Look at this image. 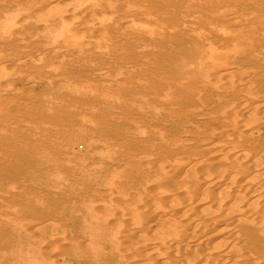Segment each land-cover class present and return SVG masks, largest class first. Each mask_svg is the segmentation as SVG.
Masks as SVG:
<instances>
[{
    "label": "rangeland",
    "instance_id": "obj_1",
    "mask_svg": "<svg viewBox=\"0 0 264 264\" xmlns=\"http://www.w3.org/2000/svg\"><path fill=\"white\" fill-rule=\"evenodd\" d=\"M59 1H50V6L53 3L52 8L44 12L39 20L45 21L50 18L56 22L62 20L58 18L60 14V17L63 15V19L65 15L67 17L68 14L63 11V3L60 4ZM68 2L67 8H71L69 13L73 17L70 20L74 23L76 21L75 25H81L83 22L90 27L93 25L100 34L93 31V35L90 32V36L95 37L82 39L79 36L82 32L79 35L75 33L72 35L73 31H70L69 26L66 27L70 31L68 34V29L66 33L63 30L53 34L42 31L38 33L33 27L30 28L29 24L25 26L19 22L17 26L14 25L16 29L11 26V31L15 33H12L13 35L24 37L27 32H30L27 36L36 32L38 34L32 38L33 43L52 49L58 46L54 51L59 55L53 57L51 61L47 59L49 62L45 58L46 55L42 56L43 60L42 57L37 60L32 57L33 52L27 48L22 52L24 55L10 56L12 60L20 61L17 66L0 62V264H40L42 261V264H45V260L46 264H75L70 254L64 251L69 244L64 241L61 243L58 234L60 232L62 234L64 228L68 229L71 226L70 228L75 231L70 229L64 234L69 236V233H72L76 236L79 223L70 221L64 224L66 212L63 209L70 207L74 208L72 211L84 214L83 207L87 204H89L87 207H90L88 209L94 213L92 216H96L93 225L99 228V231L103 230L101 234L108 232L106 234L118 236L120 239L119 242L117 239V243H94L93 246L103 250L104 264H121L117 263L116 254L121 250L125 251L135 240V243H138L137 240H149L150 235L145 236L147 234L145 232L141 236V233L126 228L131 224L129 223L131 218L118 200L124 196L128 204L136 202L147 205L155 202L149 197H139L134 190L135 187L126 186L131 183L128 181L135 179L134 174L127 173L129 169H135L143 176L148 175L139 167V162L131 161L129 157L137 152L148 153L150 156L163 154L167 161L157 163L155 166L166 172L170 163L179 160L185 153H192L206 135L223 132L226 120L233 119L232 114L229 116L226 113V117L223 110L225 105L228 108L230 102L247 100L257 103L251 119L245 115L241 120L238 119L251 132L253 139L250 138L249 141L252 142L239 138L235 141L245 143L249 151L251 149L253 152L256 151L251 155L253 158L251 156V159L247 158L249 155L245 157L247 162L245 167L256 171L249 174L250 178L257 180L258 174L264 176V0ZM89 2L91 5L88 8L85 4ZM14 3L19 5L17 12L21 15L24 13V17L26 15L25 18L31 20L28 22L36 19L27 10L29 7L38 6L39 0H0V23L5 15H13L14 11L16 12L12 6ZM111 5L117 7L110 8ZM140 5L144 6L140 8ZM86 8L90 11L88 14ZM147 8L149 12H146ZM217 15L223 17L231 15L237 25L232 26L231 30L234 32L226 31ZM98 23L100 29L97 28ZM219 30L225 32L224 39L217 37ZM3 32L5 33L6 29L0 25V34ZM241 35L244 38L242 37V42L240 40L239 43L237 41ZM8 41L6 46L10 45L11 40ZM79 50L82 52L87 50L85 57ZM95 50L97 54L94 55ZM212 50L219 52L218 54L214 51L220 59L212 58ZM90 51L93 55L88 53ZM58 57L61 61L57 60ZM212 61L222 73L217 76V80L208 78L215 85L211 89L207 88L205 83H199L202 79L197 72L202 67L207 71L215 64H212ZM40 62L43 63L42 66L44 63L52 66V74L35 72L36 66H41ZM224 70L226 73H223ZM52 75L61 78L60 83L53 80ZM234 83L236 86L232 87L231 84ZM226 84L230 87L228 91L230 93L227 92L226 95L222 90L224 95L220 89ZM192 87H195L196 94ZM50 102H58L60 108H51L48 105ZM22 103L25 104L23 108L20 107ZM47 105L51 110L46 108ZM211 118L215 121H211ZM87 120L91 121L92 126ZM176 121L179 124L175 125ZM163 123L173 126L163 128ZM157 133L159 140L164 142L176 139L178 144L162 151L163 148L158 147L157 139L156 142H152L153 138L150 137ZM216 137L214 144L220 143L219 136ZM118 138H124L126 143H118L116 141ZM120 155L124 158L122 165L114 158ZM206 157V162L213 160L210 156ZM221 162L222 166L227 163L234 164L233 156L228 154ZM98 165L109 167L113 171L112 181L107 185L96 183L91 187L84 186L83 182V186L80 187L79 183L84 180L80 169L92 167L99 172ZM257 172L259 173L256 174ZM185 174L188 176V173ZM98 175L100 176V178L97 176L98 181L108 176L105 173ZM77 176L81 181L76 179ZM161 182L158 185H144L146 192H156L159 185L167 186ZM101 200L102 203L106 200L113 205L112 207L115 206L114 211L110 210L109 204L104 205L107 210L101 209ZM81 204L83 207L79 206ZM95 206L101 208L98 210ZM97 218L99 220L96 221ZM152 225L158 228V231L168 227L173 233L171 229L173 227L165 221L157 220ZM29 226L36 228L21 238L20 231ZM122 226L126 229H122ZM115 230L118 232L115 233ZM79 238L80 236L74 241L83 240ZM19 242V253L15 256L12 252ZM84 243L88 244L86 241ZM129 258L131 262L129 264H161L153 252L144 260L131 256ZM35 259L37 261H33ZM79 261L78 264H86L83 259L79 258Z\"/></svg>",
    "mask_w": 264,
    "mask_h": 264
},
{
    "label": "bare ground",
    "instance_id": "obj_2",
    "mask_svg": "<svg viewBox=\"0 0 264 264\" xmlns=\"http://www.w3.org/2000/svg\"><path fill=\"white\" fill-rule=\"evenodd\" d=\"M50 1H52V0H43V1L39 0L40 4L39 5L37 4L38 6L29 7V10H27V12L29 11L31 15L33 14V16L36 17V19L33 20V22H31V23L28 22L31 20H29L28 18H25L26 15L24 17V13H22L23 15H21L20 12H17L19 10L18 9L19 5L17 3H14L12 5L13 8L16 10V12L14 11L13 15H5L3 17V20L0 23V25H2V27L4 29H6L5 33L3 32L2 34H0L1 35L0 36V42H1L0 52L2 51V53H0V62H3L4 64L6 62L7 64L12 65L13 67L17 66L18 64H20L19 63L20 61L18 62L14 59H13L14 60L13 61L10 56L16 57V55L23 54L22 52L25 51V49H27V48H28V50L33 52L32 57H34V59H37V58L42 57L43 55L44 56L46 55L45 56L46 60L47 59L49 61H51V59L53 60L54 59L53 57H55L56 55L57 56L59 55V53L57 54V52L54 51L55 47H58V46H55L54 49H52L51 47L45 48L44 45H40L39 43L34 44L32 41V38L37 36L39 31H42L44 33L47 32L48 34H53L55 32H60L63 30V32L66 33L67 32L66 30L68 29V28L66 29V27L69 26V28L71 27L70 31H73V32H71L72 35H74V33L79 35V33L82 32V35H79L80 38H82V39L88 38L90 36V32L92 35H93V33H92L93 31L97 32L96 27L94 28L93 25H91L92 27H90V26H87L84 22L81 25H75L76 21L74 23L73 21L70 20L73 18L72 16H70V13H69L71 8H67V5H69L68 1H70V0H61V2L63 3L62 4L63 5V11H65L68 14V16L66 17V15L63 13L65 15L64 19L62 18L63 15H62V17H60V15H61L60 14L58 18L62 19V20H57L56 22H54L50 18L46 19L45 21L39 20V18L43 16L44 12L49 11L52 8L53 3L50 6ZM57 1H59V0H57ZM118 1H120V0H118ZM61 2H60V4H61ZM93 3H92V5H93ZM136 3L137 2H135V5H136ZM60 4H58V5H60ZM83 4H85V3H83ZM113 4H114V2H113ZM85 5H86V7L89 8L91 5V2L86 3ZM100 6L104 7V5H100ZM112 6H114V5H111L110 8H116L118 6V4H117V6L115 5L116 7H112ZM138 6H139V4H138ZM141 6H144V5H140V8H142ZM60 7H61V5H60ZM75 8H77V7H75ZM81 8H83V7H81ZM88 8H86V9H88ZM55 9H57V8H55ZM114 10H116V9H114ZM141 11H143V10L141 9ZM77 12H76V14H77ZM86 12L88 14L90 12L89 9H88V11L86 10ZM146 12H149L148 8H147ZM79 13H80V11H79ZM30 14H28V15L31 16ZM28 15H27V17H28ZM217 16L223 22V26L226 27V31L229 32V30L232 29V26L235 25L234 18L232 19L231 15H230V17H223L220 15H217ZM23 18H25V19H23ZM75 19H76V17H75ZM19 22H20V24L22 22L23 23L22 25H25V26L30 25V28L33 27L34 29H36L34 31H38V33L35 32V34H32V35L30 34L29 36H27V34L30 33V32H27L26 36H24L25 34L23 35L24 37L13 35L12 33H14V32L11 31V29H12V27L15 28ZM10 23H11V25H10ZM86 23H87V21H86ZM83 24H85V25H83ZM14 25H16V26H14ZM96 25H97V23H96ZM98 25H99V23H98ZM103 25L105 26V24H103ZM235 26H237V25H235ZM98 27H100V25L97 26V28ZM234 28H236V27H234ZM98 29H100V28H98ZM68 31H69V29H68ZM70 31L67 32V34L70 33ZM232 32H234V31H232ZM98 34H100V33H98ZM98 34H97V36H98ZM101 35H102V33H101ZM90 37L92 38L95 36H90ZM103 37H104V35H103ZM217 37L219 39H224L225 32L219 30V32L217 33ZM242 37H243V35H241V38L239 37L240 39L237 42L240 43V40L242 42ZM105 38H107V37L105 36ZM250 38H251V36H250ZM235 39H237V38H235ZM8 40H11V42H10L9 46H6V43L9 42ZM20 42L22 44H19ZM54 44H56V43L54 42ZM209 47H210V45H209ZM60 51H61V49H60ZM62 51H64V50L62 49ZM86 51L82 52L79 50V52L81 53V55L83 54V56L85 53L87 54ZM214 51L217 52L216 50H214ZM214 51L213 50L211 51V53L214 56V57L212 56V58H215V60H218L217 58H219V56L216 53H214ZM93 52H94V50H93ZM93 52L90 51L88 53L91 55L97 54V51L95 53H93ZM104 53H105V51H104ZM107 53L109 54V52H106V54ZM217 53L219 54V52H217ZM106 54H104V55H106ZM64 55H65V53H64ZM68 57L69 56L67 55V58ZM220 57H221V55H220ZM31 59H33V58H31ZM58 59H59V57L57 58V60ZM42 60H43V57H42ZM215 60L213 59V61H215ZM213 61H212V64L215 63V62L213 63ZM57 62H59V61H57ZM40 63H38V64L40 65ZM42 64L43 63H41L40 67L35 65L37 67V69H35V72L36 71H42V73H44V74L45 73L52 74L51 73L53 70L52 66L50 67L49 64L46 65L45 63H44L45 66L44 65L42 66ZM50 64H51V62H50ZM215 65H216V63L214 65H211V66L209 65L210 67L207 71H204L203 67L199 68V70L197 72L198 76L202 79L201 81L199 80V83H202V84L205 83L207 88L212 89V87L215 86V85H213L212 82L209 81V79L210 80L216 79L217 76L220 73H222V70L218 69L217 66H215ZM36 67H34V68H36ZM236 69H238V68H236ZM226 70H224L225 72L223 71V73H226ZM34 75H35V73H34ZM49 76H51V75H49ZM222 76H224V74ZM52 78L56 82H59L62 80L61 78L58 79L57 77H53V75H52ZM229 78H231V77H229ZM228 82H229V80H228ZM227 84H229V83H227ZM227 84L225 85V87H222L223 89L222 88L220 89L221 91L222 90L225 91V94L230 90V87L227 86ZM241 84H240V86H241ZM86 85H87V83H86ZM92 86H90V87H92ZM231 86L234 87L236 85L234 83V84H231ZM192 90H193L194 94L197 93L195 87H192ZM233 90H235V89H233ZM228 93H230V92H228ZM223 94H224V92H223ZM249 97L251 98V96H249ZM246 98H247V96H246ZM249 102L251 103V101H249ZM249 102L246 100V101H234L232 103L230 102V104L227 103L228 108L225 105V108L223 109L225 112L224 111L223 112L225 114L226 113L229 114V116H230V114H232L233 116L232 115L231 116L233 119L232 120H226V123H225L226 127L223 128L224 129L223 132L224 131L225 132L224 133L222 132L220 134H217L215 132L213 134L210 133V135H206L197 144L195 150H193L192 153H185L179 160H175L174 162L170 163L168 165V168H167L168 170H166V172H162L160 168L155 166L157 163H165L167 161L166 157H164L163 154L159 153V154H153L150 156L148 153H138L137 152V153L132 154L129 157L131 161L139 162V167L143 171H146L148 175L143 176V175H140L138 173V171H136L135 169H129L127 171V173L134 174L135 179L132 181H128L131 183H130V185L127 184L126 186L135 187L134 190L139 197H143V198L149 197L152 200H154L155 202L153 204H147V205H144V203L140 204V203H136V202H135V204H133V203L128 204L126 202L125 197L123 196L121 198V196H120L121 199L118 200V202L119 203L121 202L120 204L123 205L122 208L125 209V212L128 211L127 214H129V218H131V221L128 220L129 218L126 219V220H128V222L130 221L129 223H131L129 226H126V228H128V230H131L132 232H137L138 234L141 233V236L144 235L142 233L146 232L147 234H145V236L150 235V238H149V240L145 239L146 241H141V240L138 241L137 240L138 243H135V241H136L135 240L133 245L126 247L127 249H125V251L121 250V252L116 254L117 255V257H116L117 263H121V264L131 263L130 258H129L130 256L132 258L144 260V258L149 253L153 252V254H155L157 256V258L161 264H264V176L262 174H258L259 172H257L256 173V174H258L257 180L256 179L253 180L254 178L253 179L250 178L249 174L254 172V170L250 167H245V165L247 164L245 157H247L246 155H249L247 158H250V156L254 155V153L256 151L255 152L251 151L253 149H251L249 151L248 147L245 143H238V141H235V139H237V138L244 139V140L248 139V141L250 138L253 139V136L251 135V132L249 131L247 126L243 125V123L241 124L242 121H240V122L238 121V119H240V120L242 119L241 117L243 115L248 116L250 119H251V117H253L252 116V114H253L252 112H254L253 108L256 106L257 103L252 102L251 104H249ZM57 103L58 102H50V103H48V105L51 108L52 107H55V109L57 107L60 108V104L59 103L57 104ZM48 105L46 108L50 109V107H48ZM14 106H16V104ZM18 107H19V105H18ZM20 107L21 108L25 107V104L22 103L20 105ZM139 109H140V107H139ZM139 112H140V110H139ZM136 113H138V112H136ZM227 114L225 115L226 117H227ZM248 117H247V119H249ZM139 118H141L140 115H139ZM83 119L86 120V118H83ZM221 119H224V118H221ZM81 121L83 122L84 120L81 119ZM211 121H215V120L212 119ZM250 121H253V120H250ZM90 122L87 120V123L92 126V124ZM126 123H127V121H126ZM176 124H179V122L176 121L175 125ZM255 124H257V123H255ZM260 124H261V122H260ZM250 125H252V124H249V126ZM112 126H114V125H112ZM162 126H163V128H167L168 126L171 127L173 125L170 126L166 123L165 124L163 123ZM172 129L174 130L175 127H173ZM225 129H227L228 131H226ZM78 132H79V130H78ZM78 132H77V134H78ZM207 133L209 134V132H207ZM157 135H158V133L154 134V135L152 134V136H150V137L153 138L152 142H156V139H157L158 147H159V149L163 148L162 151H164L166 148L175 147L178 144V141L176 139H171V140H167V141L163 142V141L159 140V137H157ZM216 135L219 136L220 143L218 142L217 144H214ZM79 136H80V134H79ZM145 137L147 138L148 136H145ZM81 138H82V136H81ZM216 140L218 141L217 137H216ZM116 141L118 143H121V144L126 143L124 138H122V139L118 138ZM248 141H246V142H248ZM4 142H5V140H4ZM99 142H101V141H99ZM249 142H252V141H249ZM156 146H157V144H156ZM152 153H154V152H152ZM72 154H74V153H72ZM228 154H231L233 156L234 164L227 163L226 165L222 166L221 164H223V163L222 162L220 163V161H221V159L223 160L224 157L227 156ZM206 156H210L213 159L211 161L212 163L206 162V158H207ZM104 158H106V157H104ZM114 158L116 159V162L119 163V165L123 164L124 158L122 157V155L116 156ZM251 158H253V157L251 156ZM98 162L100 163V161H98ZM95 166H97V165H95ZM99 167L100 166L98 165L97 168L100 169L99 172L97 171V169L95 167L94 168H95L96 172L92 167L91 168L88 167L89 169H87V168L85 169L84 167H82L80 169L79 172H80L81 176L84 178V180L81 183H79V184H81L80 187L83 186L82 185L83 182H84L83 183L84 186L91 187V185L92 186H93V184L96 185V183L99 185H103V184L107 185L108 183H110L112 181V178L114 177L113 171H111V169L109 167H104L103 165H101L100 168ZM263 168H264V166H263ZM48 172H50V171H48ZM99 173L100 174L105 173L108 176L103 177L104 180L101 178L102 180L99 179L100 181H98L97 176H99L98 175ZM185 173H188V176ZM185 175H186V177H185ZM116 176L117 175H115V177ZM98 178H100V176ZM76 179H79V181H81L80 177H78V176L76 177ZM161 181H163V182H161ZM160 182L163 183L164 185H167V186L164 187V186L159 185L158 190L156 192L155 191H150L149 193L146 192L144 185H147V186L158 185ZM85 188H87V187H85ZM71 195H72V193H71ZM80 201H82V200H80ZM89 201H90V199H89ZM105 201L103 200V203H102V200H101L100 204L102 205L101 206L102 208L99 207L100 205L98 207L97 206H95V207H97V209L98 208L99 209L104 208V210H107V208H105V206L107 204H109V201H106V203H104ZM64 202H65V200H64ZM89 203H91V202H89ZM82 204L79 206L83 207ZM93 204H95V203H93ZM98 204H96V205H98ZM83 205H85V204H83ZM88 205L89 204H87V206ZM87 206L83 207V208H85V209H83V210H85L84 214H82V213L80 214V213L76 212V210L72 211L74 208L72 209L70 207L69 208L66 207L63 209L64 212H66V214H65L66 220H65L64 224H66L67 222H70V221H75V222L79 223L80 227L78 226L79 231H78V233L75 234L76 236H74L72 233H71L72 235L69 233V236H68V234H64V233L68 232L70 229H72V228H70L71 226L68 229L64 228L65 231L62 230L63 231L62 234H61V232L59 234L57 233L58 239H61V243H62V241H64V243L69 244L68 246H66L68 248H66V249L64 248V251L68 252L70 254V256L73 258V261L75 264H78V262L80 263L81 260L79 261V258L83 259L86 264H104L103 263V261H104L103 250L99 247H94L93 244L94 243L95 244H99V243H105L106 244L109 242L113 244V242L117 243V239H119V238H117L118 236L116 237L113 235L106 234L108 232H106V233L104 232L103 234H101L103 230L99 231V228L97 229V227H95V225H93V223L95 222L94 219L96 218V216H92V214H94V213H92L91 212L92 210L88 209L90 207H87ZM110 206H111V207H109V208H111L110 210L113 209V211H114L115 206L112 207L113 206L112 204ZM91 207H93V206H91ZM95 211H96V209H95ZM73 212L74 213L76 212L78 214H76V213L74 214ZM102 212L100 214H102ZM98 213H99V211H98ZM104 213H106V211ZM60 217H62V216H60ZM63 217H64V214H63ZM97 220H99V218H97L96 221ZM157 220H161L163 222L165 221L168 225H171L173 227L171 229L173 230L174 234L170 231V228H168V227H165L162 231L161 230L158 231L157 230L158 228H155V226L153 227V225H152L153 222L154 221L156 222ZM123 223H125V222H123ZM96 225H97V223H96ZM76 227H74V228L76 229ZM120 227H121V223H120ZM35 228H36L35 226H29L28 228H26L27 230L25 229L24 231H20L21 235L20 234H18V235H20V237L23 238V236L29 235L30 232L32 233V231H34ZM123 228L124 227L122 226V229ZM126 228H124V229H126ZM73 230L74 229H72V231ZM116 230H115V233L119 231V229H118V231H116ZM126 232H128V231H126ZM78 236H80V238H83V240L77 241L78 242V244H77V242H75L74 240H76V238ZM48 238H50V237H48ZM85 241L88 244H85L84 243ZM119 241H120V239L118 240V242ZM19 244H20V242L16 245L17 247L12 252V253H14L15 256H16V254L19 253V250H18V248L20 247ZM72 244H74V245H72ZM109 251L110 250H108V252ZM23 252H22V254H23ZM25 254H27V251ZM48 258H49V256H48ZM26 259H27V257H26ZM39 260H41V259H39ZM51 260H49V261H51ZM143 260H141V261H143ZM33 261H37V260L35 259ZM46 261L47 260H45V264H46ZM20 263H22V262H20ZM32 263H34V262H32ZM42 263H43V261H42ZM42 263H40V264H42ZM11 264H13V263H11Z\"/></svg>",
    "mask_w": 264,
    "mask_h": 264
}]
</instances>
